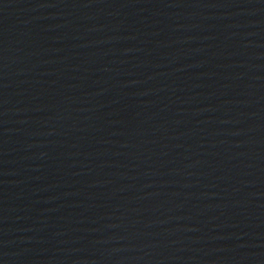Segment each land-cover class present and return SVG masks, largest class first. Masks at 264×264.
<instances>
[{"label": "water", "instance_id": "95a60500", "mask_svg": "<svg viewBox=\"0 0 264 264\" xmlns=\"http://www.w3.org/2000/svg\"><path fill=\"white\" fill-rule=\"evenodd\" d=\"M0 264H264V0H0Z\"/></svg>", "mask_w": 264, "mask_h": 264}]
</instances>
